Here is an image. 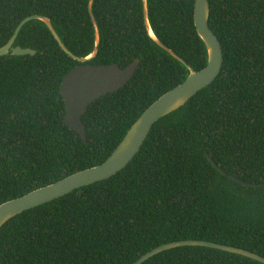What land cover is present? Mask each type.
Instances as JSON below:
<instances>
[{
	"label": "trees",
	"instance_id": "1",
	"mask_svg": "<svg viewBox=\"0 0 264 264\" xmlns=\"http://www.w3.org/2000/svg\"><path fill=\"white\" fill-rule=\"evenodd\" d=\"M220 41L217 78L155 122L134 158L111 177L25 210L0 228V264H132L153 248L204 240L264 257V0H208ZM195 0H147L158 39L194 70L207 51L194 25ZM89 0H0V47L19 22L43 15L63 44L94 47ZM99 28L88 63L139 65L118 91L92 102L87 141L65 121L64 76L80 62L33 19L0 56V204L102 163L139 115L183 82L188 69L147 34L142 0H93ZM214 161V165L209 161ZM142 264H263L204 246L162 251Z\"/></svg>",
	"mask_w": 264,
	"mask_h": 264
},
{
	"label": "water",
	"instance_id": "2",
	"mask_svg": "<svg viewBox=\"0 0 264 264\" xmlns=\"http://www.w3.org/2000/svg\"><path fill=\"white\" fill-rule=\"evenodd\" d=\"M92 3L93 0H89L88 8L94 27V47L92 53L88 56L80 57L68 50L55 31L50 18L43 15H31L22 19L17 25L12 37L6 44L0 47V56H5L9 53L15 56L35 54L34 49L22 48L21 46H14L13 44L20 29L25 23L33 19H39L46 24L64 52L74 60L80 62V64L73 67L64 76L60 86V93L65 103L64 121L79 134L84 142L87 141V136L82 117L87 112L88 106L102 96L114 93L124 87L133 77L139 65L138 58L124 68L120 67L118 63L100 65L88 63L96 56L100 42L98 24L92 14ZM142 3L144 23L148 36L188 69L189 72L186 78L180 84L163 93L139 115L128 128L112 153L102 163L75 172L52 184L39 187L21 197L1 203L0 228L12 217L25 210L50 202L75 189L107 179L116 174L138 153L155 122L182 107L198 91L210 85L219 75L223 63V52L220 41L208 24L210 12L208 0H195L194 2L193 19L195 29L207 51V63L200 70H194L183 58L178 56L172 49L164 45L158 39L150 25L147 0H142ZM209 161L213 165L215 164L210 157ZM231 178L244 185H251L254 187L264 186V183L249 184L240 178L234 176H231ZM188 245L215 248L242 255L264 264V257L254 252L204 240H179L168 242L146 252L132 264H142L150 257L162 251Z\"/></svg>",
	"mask_w": 264,
	"mask_h": 264
}]
</instances>
